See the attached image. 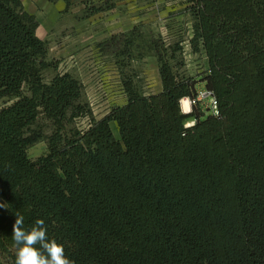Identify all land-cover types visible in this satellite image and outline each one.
I'll return each instance as SVG.
<instances>
[{
  "label": "trees",
  "instance_id": "obj_1",
  "mask_svg": "<svg viewBox=\"0 0 264 264\" xmlns=\"http://www.w3.org/2000/svg\"><path fill=\"white\" fill-rule=\"evenodd\" d=\"M184 3L218 116L182 111L198 82L180 71L182 38L153 39L162 90L141 91L134 26L97 43L127 101L96 118L82 82L49 59L36 16L0 0V253L13 264L16 213L25 227L44 219L74 264H264V0ZM80 117L88 126L69 128ZM40 118L48 152L31 159Z\"/></svg>",
  "mask_w": 264,
  "mask_h": 264
},
{
  "label": "rangeland",
  "instance_id": "obj_2",
  "mask_svg": "<svg viewBox=\"0 0 264 264\" xmlns=\"http://www.w3.org/2000/svg\"><path fill=\"white\" fill-rule=\"evenodd\" d=\"M61 1L67 4L66 0ZM85 5L84 11L81 8ZM108 5L112 7L109 9ZM95 8L103 10L94 12ZM184 8V0H71L67 5L70 14L66 12L56 27L55 23L49 26L45 39L49 45V59L58 62L59 71H70L82 82L84 100L90 105L93 115L101 118L113 107L125 104L127 97L122 88L116 59L103 55L97 43L112 34L138 26L141 38L138 40L139 48H135L133 53L134 58L143 56L141 60L133 59L132 68L137 73L136 81L141 91L149 95L162 90L158 60L151 49L153 39L158 37L164 38L169 44L183 39L181 44L185 66L180 71L193 76L198 81L197 90H201L206 87L203 78L208 70L207 58L203 52L195 53L192 50L189 42L192 36V16ZM84 17L90 19L87 18L83 25ZM54 74L53 68L43 71L47 81ZM182 104L186 111L190 110L187 98L183 99ZM196 110L205 116L211 115L208 110ZM89 122V117H80L69 128L84 129ZM190 123L187 122L186 126ZM113 128L118 136L115 124ZM32 129L42 136L28 149L29 157L37 159L48 152L46 137L52 132V124L40 118ZM0 264H13V261L6 254L0 253Z\"/></svg>",
  "mask_w": 264,
  "mask_h": 264
},
{
  "label": "clouds",
  "instance_id": "obj_3",
  "mask_svg": "<svg viewBox=\"0 0 264 264\" xmlns=\"http://www.w3.org/2000/svg\"><path fill=\"white\" fill-rule=\"evenodd\" d=\"M15 215L11 235L16 248L15 264H74L66 255L65 245L49 237L44 219L38 218L31 227H25L23 215Z\"/></svg>",
  "mask_w": 264,
  "mask_h": 264
},
{
  "label": "crops",
  "instance_id": "obj_4",
  "mask_svg": "<svg viewBox=\"0 0 264 264\" xmlns=\"http://www.w3.org/2000/svg\"><path fill=\"white\" fill-rule=\"evenodd\" d=\"M62 2L63 1L53 3L50 0H22L25 9L28 12L34 14L36 16L37 21L39 22V26L37 28V35L41 39L43 40L46 39V35L49 32V26L55 23V27H56L57 24L60 23V21L62 20V16L64 17V15L67 13L70 14L69 9H67V4L66 3L63 4ZM85 8L86 5L82 6L81 9H84L85 11L86 10ZM84 18L85 19H83L82 21L83 23H81L83 25L85 21H87V18L90 19V17H84ZM188 122H191L190 124H188L190 126L194 124L196 120L191 119Z\"/></svg>",
  "mask_w": 264,
  "mask_h": 264
},
{
  "label": "built area",
  "instance_id": "obj_5",
  "mask_svg": "<svg viewBox=\"0 0 264 264\" xmlns=\"http://www.w3.org/2000/svg\"><path fill=\"white\" fill-rule=\"evenodd\" d=\"M189 101L190 105V110L186 111L183 108L182 101L181 99V108L184 113H190L193 111V109H202V110H208V112L211 115L218 116L219 115V106H218V100L214 93L209 90L208 88L204 87L201 90H197L196 88V93L193 95V97H185ZM201 111V110H200Z\"/></svg>",
  "mask_w": 264,
  "mask_h": 264
}]
</instances>
